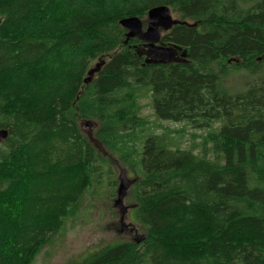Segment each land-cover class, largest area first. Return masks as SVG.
<instances>
[{
    "label": "trees",
    "instance_id": "trees-1",
    "mask_svg": "<svg viewBox=\"0 0 264 264\" xmlns=\"http://www.w3.org/2000/svg\"><path fill=\"white\" fill-rule=\"evenodd\" d=\"M159 6L184 23L165 37L178 62L125 43L120 21ZM241 71L255 83L231 92L223 79ZM142 90L158 120L209 131L203 143L151 132ZM92 120L136 175L143 236L67 264H264V0H0V264H33L94 187L116 196L113 165L80 127Z\"/></svg>",
    "mask_w": 264,
    "mask_h": 264
},
{
    "label": "rangeland",
    "instance_id": "rangeland-1",
    "mask_svg": "<svg viewBox=\"0 0 264 264\" xmlns=\"http://www.w3.org/2000/svg\"><path fill=\"white\" fill-rule=\"evenodd\" d=\"M172 15L174 19H178L175 14ZM143 22L147 23L148 19ZM148 52L146 51L145 53L148 54ZM173 52L175 53L174 50ZM175 56L178 55L175 53ZM110 57H103L93 62L89 71V73H92V79L108 63ZM254 83L255 78L244 71L233 73L223 79L224 86L234 93H240L251 88ZM138 102L140 105V115L150 121L151 132L162 133L166 128L172 130L173 133L174 131H183L182 138L177 133H174L172 136L174 139L177 138L176 145L182 149L189 148L193 140L200 145L209 132L207 130H194L183 123L178 124L158 120L152 108L150 91H140ZM89 123L91 126H89ZM80 127L89 141L105 154L108 161L113 165L119 184L122 172L125 173V177L129 181L134 182L136 175L127 167H124L115 156L98 143L95 138L97 128L95 121L81 122ZM197 151L199 152L200 149H197ZM110 193L111 189L107 181L100 188L94 187L92 191L86 193L77 206L76 211L68 217L63 229L49 244L41 249L35 257L33 264H67L73 259L77 260L86 257L88 254L98 250L102 245L110 242L140 240V237L143 236V231L132 215L134 204L130 196V190L127 192L124 201V206L129 209L125 216L127 229L123 228L121 222V209L116 207L118 191L114 198L110 197Z\"/></svg>",
    "mask_w": 264,
    "mask_h": 264
},
{
    "label": "water",
    "instance_id": "water-1",
    "mask_svg": "<svg viewBox=\"0 0 264 264\" xmlns=\"http://www.w3.org/2000/svg\"><path fill=\"white\" fill-rule=\"evenodd\" d=\"M120 24L124 29L127 30V40L125 43L128 42L130 39H139L149 49H158L162 55V62H178L181 59L175 56L173 49L171 48H159L157 44L160 43L162 39L161 31L168 32L174 26L179 24H184L178 19H174L171 9L168 6H159L151 9L148 13V22L147 28L144 29V22L137 18V17H129L124 18L120 21ZM92 80V73H89V77L86 80V83H89ZM89 126L91 124L89 123ZM7 132L0 131V140L6 139ZM134 182L129 181L125 177V173L122 172L120 176V184L118 187V197L116 200V207L121 209L122 212V225L124 229H127V225L125 223V216L128 213V208L124 206V201L127 195V192L131 189ZM142 240V236L140 237V242Z\"/></svg>",
    "mask_w": 264,
    "mask_h": 264
},
{
    "label": "flooded vegetation",
    "instance_id": "flooded-vegetation-1",
    "mask_svg": "<svg viewBox=\"0 0 264 264\" xmlns=\"http://www.w3.org/2000/svg\"><path fill=\"white\" fill-rule=\"evenodd\" d=\"M146 28H147V23H144V29H146ZM168 32H169V31H168ZM168 32L161 31L162 39H161L160 43L157 44V46H158L159 48H171V49H173V50L175 51L176 55H178V56H176V57L179 58V59H181V56H182L181 51L178 50V49L175 48V47H172L171 45H168V43L166 42L165 37H166V35H167ZM138 40H139V39H138ZM139 41H140V43H141V44L138 45V46H139V47H138V51H139V52H141V53H143V54H146L145 52H146V51H149L147 55L151 56V57H152V60H157V58L162 59V55H161V53L159 52L158 49H149V48L146 46V44H144L141 40H139ZM160 59H158V60H160ZM137 240H138V239H137Z\"/></svg>",
    "mask_w": 264,
    "mask_h": 264
}]
</instances>
